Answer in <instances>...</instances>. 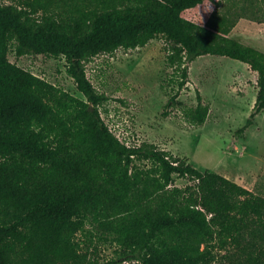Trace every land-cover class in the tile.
I'll list each match as a JSON object with an SVG mask.
<instances>
[{
    "label": "trees",
    "instance_id": "1",
    "mask_svg": "<svg viewBox=\"0 0 264 264\" xmlns=\"http://www.w3.org/2000/svg\"><path fill=\"white\" fill-rule=\"evenodd\" d=\"M213 3L207 21L186 12ZM221 0H0V264H264V194L155 143L129 145L109 126L108 95L86 61L166 37L178 91L188 61L226 55L257 71L252 114L264 110V50L230 35ZM65 56L85 98L10 60ZM186 109L201 125L209 105ZM252 123L247 119L246 128ZM175 174L190 178L179 186ZM110 236L116 255H88L78 232ZM93 229H89L91 231Z\"/></svg>",
    "mask_w": 264,
    "mask_h": 264
},
{
    "label": "rangeland",
    "instance_id": "2",
    "mask_svg": "<svg viewBox=\"0 0 264 264\" xmlns=\"http://www.w3.org/2000/svg\"><path fill=\"white\" fill-rule=\"evenodd\" d=\"M21 0H5L19 3ZM225 10V0H221ZM215 5L191 9L186 15L205 23ZM261 9L259 12H262ZM259 16L263 17V13ZM252 43L262 46L255 32ZM168 42L159 34L144 46L102 52L86 61L87 72L97 89L108 95L101 106L112 130L129 145L155 143L176 155L187 156L196 167L228 171L253 190L264 194V110L252 114L257 98L258 73L239 59L226 55L203 54L188 61L189 79L175 100L178 90L173 67L167 62ZM11 61L32 70L74 95L85 98L68 71L65 56L29 52L18 55L13 44ZM177 74V73H176ZM198 94L210 107L205 122L197 125L186 115L196 106ZM252 123L244 129L247 119ZM174 183L186 186L190 178L175 174ZM78 232L88 255L108 260L117 245L110 236L88 224ZM89 229H93L89 231ZM120 264H142L136 259Z\"/></svg>",
    "mask_w": 264,
    "mask_h": 264
},
{
    "label": "crops",
    "instance_id": "3",
    "mask_svg": "<svg viewBox=\"0 0 264 264\" xmlns=\"http://www.w3.org/2000/svg\"><path fill=\"white\" fill-rule=\"evenodd\" d=\"M225 10L236 20V24L231 30L230 35L241 41L256 46L263 50L262 46L250 42V34L255 32L258 39L264 40V16H259L261 9H264V0H225ZM224 174L230 179L250 188L241 178L232 176L228 171L221 172L219 169H213Z\"/></svg>",
    "mask_w": 264,
    "mask_h": 264
}]
</instances>
